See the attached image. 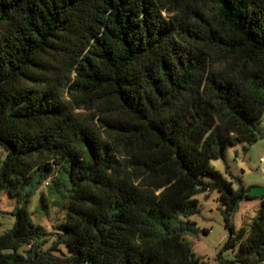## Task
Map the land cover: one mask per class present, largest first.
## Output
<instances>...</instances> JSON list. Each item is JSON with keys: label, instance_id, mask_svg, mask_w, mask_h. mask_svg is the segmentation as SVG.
Listing matches in <instances>:
<instances>
[{"label": "trees", "instance_id": "1", "mask_svg": "<svg viewBox=\"0 0 264 264\" xmlns=\"http://www.w3.org/2000/svg\"><path fill=\"white\" fill-rule=\"evenodd\" d=\"M263 113L264 0H0V191L52 172L61 210L46 245L24 200L0 264H204L180 217L212 188L235 209L210 161ZM227 227L229 264H260L264 196Z\"/></svg>", "mask_w": 264, "mask_h": 264}, {"label": "rangeland", "instance_id": "2", "mask_svg": "<svg viewBox=\"0 0 264 264\" xmlns=\"http://www.w3.org/2000/svg\"><path fill=\"white\" fill-rule=\"evenodd\" d=\"M257 132L260 137L255 143H235L226 147L222 157L210 161V166L231 184L232 190L242 193L243 198L235 209L227 214L225 206L218 201L217 190L212 188L194 196L197 201L195 213L180 217L179 226L183 228L184 241L204 264H229L234 260L237 247L223 249L229 234L227 225H231L235 231L244 228L247 233L257 214L259 200L264 196V113L257 123ZM2 158L0 152V160ZM53 179L51 172L36 187L25 186L12 194L8 190L0 191V235L12 228L17 210L27 200L25 209L32 224L48 233L45 235L46 245L51 243L54 236L50 233L55 231L61 210L50 204L44 210L40 208L39 195H47L46 187ZM203 180L211 181L207 176ZM58 196L61 194L58 193ZM27 249L24 246L19 252ZM260 264H264V260Z\"/></svg>", "mask_w": 264, "mask_h": 264}]
</instances>
